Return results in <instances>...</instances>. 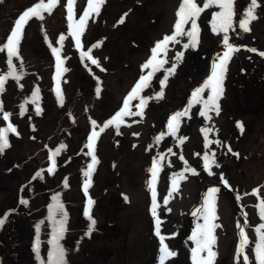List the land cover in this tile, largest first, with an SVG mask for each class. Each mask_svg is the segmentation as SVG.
Segmentation results:
<instances>
[{"label":"rangeland","instance_id":"374dc122","mask_svg":"<svg viewBox=\"0 0 264 264\" xmlns=\"http://www.w3.org/2000/svg\"><path fill=\"white\" fill-rule=\"evenodd\" d=\"M245 1L249 2V0H234L237 13L234 22H238L247 9ZM38 2L39 0H0V45L6 42V37L17 17ZM198 2L203 6L206 0H198ZM180 3L181 0H173V2L171 0H106L100 15L95 17L94 21H89L82 37L84 48L80 50L76 48L75 41L68 36L66 0H60L51 15L43 13L45 17L43 20L32 18L28 22L20 45L21 60L17 61L14 58V63L18 67L21 61L23 63V77L19 81L22 87L16 81L9 79L11 85L5 91V96L0 95V97H5L7 100L6 106L8 113L11 114L10 123L16 127L17 133L22 132H19V135L11 132L8 134L9 140L16 139L22 150V154H19L20 159H31L36 152L33 146L27 143L26 138L22 140L20 136L35 134L37 137L42 176L36 206L41 217L38 238L41 254L44 251L42 264H47L48 252L51 248L49 241L53 233V224L48 217L49 206L54 201L48 197L56 194H59L68 213L67 230L59 242L66 249L67 264H159L161 245L156 235V218L152 214V190L149 185L153 183V179L149 169L153 158L165 157L164 152H167L168 157L161 160V170L155 181L158 205L156 213L161 221V235L165 237V244L177 253L167 259L165 264H193L191 249L195 244L189 237L197 224H204V220L202 215L193 216L192 212L202 206L210 187L220 188L217 201L219 218L213 221L220 225L213 233L216 240L213 245V251L216 252L213 264H236V249L239 243L237 224L243 225L244 213L247 214L248 221L245 232L251 241L245 251L252 264H255L253 248L257 236L254 229L264 223L255 207L258 196L264 199V110H256L251 102L252 97L246 99L245 91L239 93L240 86L233 88L232 85L228 87L225 85L223 99H226L228 109L233 104L231 117L234 120L245 121L246 130L238 134L235 125L229 123L230 116L226 111L218 116L222 121L217 119L215 122L217 124L224 122V125L217 128L220 135L216 133V136L210 139H218L224 146L217 147L215 144L211 146L220 165L219 168L213 167L212 171L215 175H209L203 169L204 138L201 133L195 134V126L186 131L190 139L181 147L182 150L172 149L173 145H169L175 155L168 152L169 148H163L165 144L152 142L147 145L143 132H129L133 130V126L139 124V121L131 116L124 117L125 120H129V124L120 125V135L116 134L114 125L100 133L95 145V155L99 163L95 167L92 186L88 190L89 196L95 202L92 215L97 223L95 231L90 236L86 235L89 221L83 213L88 197L83 192L85 180L83 170H86L87 164L91 161V157L86 154L88 149L85 148L88 136L93 130L99 132V128L121 109L125 97L141 75H147L149 70L142 71L141 66L150 58L155 44L165 35L174 32L176 12ZM85 5L86 0H76L77 18L83 12ZM217 11L219 9L213 6L200 14L197 19L200 30L198 40L202 39L204 26H208L211 15ZM256 11L259 19L252 22L250 27L254 29L253 38L259 42L258 48L263 51L264 34L257 32L256 27L259 22L264 21V6ZM122 16L124 23L121 24L118 22ZM170 16L172 19L164 22L165 17L170 18ZM234 25L238 27L235 23ZM190 27V23L185 25L187 29ZM61 34L66 37L61 56L64 58L63 66L68 71L58 77L55 83L60 84L64 98L63 106L58 103L56 93L48 94L50 84L53 83L51 77L53 70L47 59L49 57L51 60L55 59L48 45L60 47L56 41ZM205 37L210 38L208 33ZM206 38L203 37L202 40ZM179 41L180 43H176L179 50L175 51L173 56L182 52V57L185 58L187 51L183 45L188 43L189 37L182 36ZM97 43L100 47L93 48L92 55L97 59L99 66L91 64L87 59L82 61L80 51ZM205 46L206 44L202 47ZM245 54H241L240 57H244ZM6 55L7 50L0 51V72L7 71ZM187 64V59H184L180 63L182 68L175 75L168 76V92H173L179 85L185 87L188 74L194 76V71ZM239 65L245 67L246 63L236 64L234 71L238 70ZM192 67L195 69V65ZM256 70L258 74L263 75L264 63L259 62ZM182 81H185V84H182ZM258 81L261 85L257 88L262 87L264 92L263 76L259 77ZM37 87L39 99L34 104L29 99ZM98 87L99 95L96 91ZM246 87L250 86L246 85ZM146 89L140 93L142 97H145ZM26 100L29 102L25 103ZM22 103L25 104L26 111L20 115ZM130 104L134 108V105L139 104V98L132 100ZM37 106L41 109L39 115L36 114ZM92 121L96 122L95 128ZM61 144L66 147L54 157L56 173L49 175L47 171L51 162L49 155ZM227 146L239 153L240 157L228 153ZM8 152L15 154L17 146ZM197 153L200 155L197 156ZM181 155L184 160L179 158ZM185 161L188 167L197 171V175L185 171ZM179 172H184L187 177L183 181H178L181 195H176L177 191H174L169 196L168 204L165 205L164 197L169 195L172 187L171 178ZM221 173L234 191L224 187L220 180ZM18 180L19 176L14 175L10 183L16 186ZM65 180L68 187L64 186ZM257 188L258 196L252 194L253 189ZM237 192L242 197L239 202L235 199ZM179 199L189 200V203L185 202L178 207L176 205ZM139 202L142 209L140 214H143L144 222L140 220L135 210L136 203ZM125 212H128L127 217ZM35 213V210L30 211V217ZM59 218L57 214L56 219ZM143 223L144 241L137 239L131 250L129 246L131 235ZM2 241L0 231V264H2L4 246ZM32 241L36 243L37 237ZM200 255L207 257V252ZM240 259L242 264L243 258Z\"/></svg>","mask_w":264,"mask_h":264},{"label":"snow or ice","instance_id":"6c2138e0","mask_svg":"<svg viewBox=\"0 0 264 264\" xmlns=\"http://www.w3.org/2000/svg\"><path fill=\"white\" fill-rule=\"evenodd\" d=\"M106 0H86V5L83 9V12L78 15L77 18V9L75 7L76 0H66V19L68 21V36H70L75 41V46L78 50L84 48V44L82 43V37L84 36L86 29L88 27L89 21H94L95 17L100 15V11L102 6L105 4ZM60 0H39L38 3L34 4L32 7L24 10L14 21V26L11 29L9 35L6 37V42L0 45V51L7 50L6 55V65L7 71L0 72V95L5 91L6 82L9 79L16 81L19 85V81L23 77V63L19 64V67L15 60H21L20 57V45L24 36V30L28 24V22L32 18H37L39 20H43L45 17L43 13H47L51 15L53 10L58 6ZM217 7L219 11L214 12L212 14V22L211 29L215 34H223L222 35V43L224 45L225 50L218 54L216 57V62L212 65V71L209 77L203 82V84L197 87L191 93V99L189 101L188 106L183 111H178L173 114L168 121V134L176 137L179 140L180 144L185 142V137H177V133L180 128V119L188 115L189 110L194 105H200L199 115L204 118L206 122H208L209 126L201 129L204 138V149L205 154L202 156L203 160V169L209 175H215L212 171L213 167L219 168L220 165L216 161V153L212 149V145L215 144L217 147L224 146L223 142L216 139H210L209 134L215 133L217 131L215 124L212 123L213 116L210 113H214L216 116L220 115L221 106L219 101L221 100L224 92V80L226 78V73L228 71V64L232 58L233 53L244 50L258 54L262 58H264V51H259L255 48H246L244 46H237L230 42L231 31H235V26L238 25V28L244 32L248 33L251 31V23L259 19V15L257 13V9L261 6H264V0H249V6L241 15V18L238 22H234V17L237 15L234 8V0H206L203 6H200L198 0H181L179 8L176 12L177 20L174 25V32L171 35H165L162 40L158 41L155 44V47L151 50V56L146 60V62L141 66L142 71L145 69H150L147 75H141L137 83L128 93L123 101V106L121 109L115 113V115L105 122L100 128L99 132L93 130L91 134L88 136V142L85 144V148L88 149L86 153L91 157V161L87 164L86 170H83V176L85 180L83 182V192L87 199L86 206L84 208V216L88 219L89 224L87 228L86 235H91L93 231H95L96 220L92 215V208L94 205V200L89 196V188L92 186V175L95 171L96 165L99 163L96 155H95V145L96 141L100 136V133H103L105 129L110 126H115L116 134L120 135V125L125 124L124 117L129 116H143V107L147 105V98H144L140 95V93L149 86L151 78L155 75V73L164 68V65L169 61L167 59L162 58V54H166L168 51L169 44L180 43L177 37L187 36L189 37L188 43H185L183 47L187 49L189 46L195 48L198 44L199 37V26L197 24V19L200 14L207 8ZM127 15V14H125ZM118 23H124V17L122 16ZM190 23V29L185 28V25ZM66 37L64 34H61L56 41L60 47H53L51 44L48 46L51 48L52 55L56 59V74L53 77L56 80L63 73L67 72L68 69L65 68L64 58L61 56V51L64 47V41ZM45 40L47 42V36L45 35ZM100 47V44H94L90 47H87L86 50L80 51L81 60L84 61L87 59L93 65L99 66L97 59L92 55L93 48ZM182 53H178L175 57L176 61H179L182 58ZM176 64H172L171 67L164 69L167 75L164 76L163 79L160 80L161 92L157 95V99L161 98L163 95V88L166 85V81L169 75L175 73ZM104 69H101L103 71ZM67 82V81H64ZM22 87V85H19ZM97 95H99L100 89L99 87L96 89ZM207 91V95L205 96V92ZM55 93L57 97L58 103L63 106L64 98L62 94V90L60 88V84L57 83L55 87ZM31 102L36 103L39 99V88H35L31 93ZM139 98V104L135 105L138 111L133 112L131 110L132 105L130 102L132 100H136ZM29 101H25L28 103ZM25 109V104L22 103L20 105V115H23ZM0 113L3 114V119L5 121H9L11 116L10 113L3 111V102L0 101ZM41 113V109L39 106L36 107V114L39 115ZM92 124L95 128L96 122L92 121ZM237 128L243 132V125L241 122L236 123ZM15 133L19 135L16 131V127L12 123H8L6 128H0V155H2L5 149L10 147L9 139L7 133ZM138 135V134H135ZM164 133L155 137V142L158 144L160 140L163 138ZM66 146L61 144L55 151H52L49 155V160L52 161V167L47 171L51 174L56 167V162L54 157L59 155L61 149H64ZM228 153H231L235 157L239 158L240 154L236 153L232 150L230 146H227ZM169 153H172V149H168ZM175 155V153H172ZM197 156L200 154L197 153ZM164 157L160 156L159 159L153 158L152 165L149 171L152 174L153 183H150L149 187L152 190V214L156 218V235L160 240V249L158 262L159 264H165L167 259L174 257L177 253L175 251L170 250L165 244V237L161 235V221L157 217L156 208H157V191L155 187V181L157 179L158 172L161 170L160 164L161 160ZM181 160H184V157L180 156ZM185 171L190 172L192 175H197V171L194 168H190L187 166V161H185ZM42 176L41 171H37L35 173V178H40ZM172 179V187L169 190V195L164 197V204L167 205L169 202V196L172 195L174 191H179L180 184L178 181H183L187 179L184 175V172H179L173 175ZM220 180L223 183L224 187L229 191H234L233 187L230 183L225 179L224 174H220ZM65 187H68L67 180H65ZM220 192V188L218 187H210L205 194L204 201L201 207L195 209L192 212L193 216L202 215L204 224H197L196 228L193 230L192 235L189 237L195 244V247L191 249L193 264H213V260L216 256V252L213 251V245L215 244V236L213 235L214 229L220 227L219 224L214 223L216 219H218L217 215V201H218V193ZM259 189H253L252 194L258 196ZM247 195V193H245ZM54 203L49 206V220L53 224V233L52 239L49 241L51 248L48 252L47 264H67L65 256L66 249L59 243L60 240L63 239L64 234L67 230L66 224L68 219V213L65 211L64 204L60 200L59 194L53 196ZM125 199L127 197L125 196ZM235 199L239 202L242 197L237 192ZM21 204L27 205L28 201L26 199L20 200ZM257 208V214L259 218L264 221V199H260L258 196V203L255 206ZM13 210H10V212ZM57 214H59L60 218L56 219ZM9 213H5L2 217H0V227H2ZM239 229V243L236 249V264H241V257L243 258L242 264H252L249 256L245 249L251 243V241L247 238L245 228L248 227L247 214L244 213V223L243 225L237 224ZM257 239L255 241V245L253 248V254L255 256V264H264V223L259 224L255 229ZM39 232V225H37V233ZM34 249L39 257V241L37 237V243L34 246ZM207 252V257L201 256V253Z\"/></svg>","mask_w":264,"mask_h":264},{"label":"flooded vegetation","instance_id":"af4514ba","mask_svg":"<svg viewBox=\"0 0 264 264\" xmlns=\"http://www.w3.org/2000/svg\"><path fill=\"white\" fill-rule=\"evenodd\" d=\"M245 4L249 6V2L245 1ZM243 14V13H242ZM212 15L209 19L208 26H204L205 32L203 33V37L208 33V37L206 40H198V44L195 48L188 47L185 51L186 57L181 58L179 61H176L173 56L175 51L179 50V46L175 44L168 45V51L166 54H162L163 59H167L169 62L164 65V68L157 71L155 75L151 78L150 84L146 89V95L144 98H147V105L143 107V116H131L134 120L139 121L136 126H133V130H129V132H143L146 137V143L151 144L155 142V137L164 133L163 138L160 140V144H165L166 146L163 148H169V145L172 144V149L182 150V146L189 141L190 136L186 133V131L194 127L195 134H199L201 129L204 127H208L209 124L204 120L203 117L199 115L200 105H194L190 110L187 116L182 117L180 119V128L177 133V137H185V142L183 144L179 143V140L176 137H173L168 134V121L170 117L178 111H183L189 104L191 99V93L199 86L203 84V82L209 77L212 71V65L216 62V57L218 54H221L225 48L222 43V35L223 34H215L211 29ZM254 22V21H253ZM235 26V25H234ZM256 31H260L264 34V21L262 20L256 27ZM200 32V30H199ZM254 29L251 28V31L248 33L242 32L237 26H235V31H231L230 42L237 46H244L246 48H255L260 51L258 48V40L253 38ZM249 36V37H248ZM182 37H177L178 40ZM248 38V39H246ZM206 44L205 47H202ZM264 51V50H263ZM182 53V52H180ZM244 57H240L241 54H244ZM239 55V56H238ZM174 58V59H173ZM50 61L51 69L53 70L52 81L50 84L48 94L51 95L55 93L56 83L53 77L55 76L56 70V60L51 57L47 58ZM187 59L188 66L194 71V76L191 77L188 74V82L185 84V81H182V84H185V87L179 85L173 92H168L167 89V81L166 85L163 88V95L161 98L157 99V95L161 92L160 81L164 78V75L167 74L164 69L171 67L172 64H176L175 75L178 70L182 67L180 63ZM171 60V61H170ZM259 62L264 63V58L259 56L258 54L248 52L242 50L233 53L232 58L228 64V71L226 73V78L224 80L223 87L225 89V85H232L233 88H238L239 93H243L245 91V97L251 98L252 105L255 106V109L264 110V92H262L263 88L257 86L261 85L258 81V78L263 76L260 75L256 70L257 64ZM239 65L238 70L234 71L236 64H245ZM195 65V69L192 67ZM203 65V66H201ZM150 71V69H148ZM171 75V76H172ZM234 75V77H233ZM240 82V83H239ZM11 85L10 81L6 82L5 91ZM249 85L250 87H246ZM230 88V90L232 89ZM257 89V90H255ZM5 91L2 95L5 96ZM207 95V91L204 94ZM1 98V97H0ZM32 97L29 99L31 102ZM238 99V96L236 97ZM245 99V100H246ZM226 99L219 101L221 106V112H227L230 116L229 123L235 125V129L238 134L245 132L246 123L241 119H233L230 112L233 111V104H231L228 109L226 106ZM0 101L3 102V111L8 113V108L6 106L7 100L5 97L1 98ZM196 106V107H195ZM133 112L138 111L135 107L131 109ZM213 116L212 123L215 124L216 129L222 124H217V119L220 117L216 116L213 113H210ZM139 118V119H137ZM125 120V119H124ZM222 121V120H221ZM126 123L129 124V120H125ZM241 122L243 125V132L239 128H237L236 123ZM10 121H5L3 119V114L0 113V128H6ZM248 126V125H247ZM219 129V128H218ZM21 132V131H19ZM18 132V133H19ZM22 133V132H21ZM216 133L220 135L219 131L215 133L209 134V138L216 136ZM9 133H7L8 135ZM21 135V134H20ZM20 138L23 140L26 138L27 143L31 144L36 152L33 154L31 159H20L19 154H22V150L19 148V145L16 142V139L9 140L10 147L5 149L4 153L0 155V206L1 212L0 217H2L5 213H9L7 216V220L5 224L0 227L1 238L3 239V247H2V264H42L41 258L44 256L41 254L39 249V257L34 249L36 243L31 240H35L36 237L40 235V227H41V217L39 215V210L36 206L37 203V195L39 194L40 187V178H35V173L37 171H41L40 160H39V148L37 137L34 134L33 136H24L21 135ZM9 139V137H8ZM214 139V138H213ZM14 146H17V152L15 154L8 152L13 149ZM147 147V146H146ZM167 153V152H166ZM164 152L163 155L168 157V155ZM164 157V160L166 159ZM180 158V157H179ZM55 160V159H54ZM56 162V160H55ZM52 167V161L50 162V167ZM82 172V171H81ZM79 172V173H81ZM49 173V172H48ZM55 170L49 174L54 175ZM14 175L19 176V180L16 186L12 185L10 181ZM9 176V178H8ZM25 180V181H24ZM51 201L53 200V196L49 195L48 197ZM26 199L28 201L27 205L21 204L20 200ZM10 210H13L10 212ZM36 211L35 215H29L30 211ZM27 220V221H25ZM37 225H39V232L37 233ZM39 241V238H38ZM40 246V243H39ZM44 264V263H43Z\"/></svg>","mask_w":264,"mask_h":264},{"label":"bare ground","instance_id":"6f19581e","mask_svg":"<svg viewBox=\"0 0 264 264\" xmlns=\"http://www.w3.org/2000/svg\"><path fill=\"white\" fill-rule=\"evenodd\" d=\"M171 2H173V0H171ZM167 19H172V16H170V18H167V17H165V19H164V22L167 20ZM180 39V38H179ZM125 193V192H124ZM181 195V192L180 191H178L177 192V194L176 195ZM176 200V199H175ZM178 200V199H177ZM180 200V199H179ZM181 201V200H180ZM177 202V205L176 206H178V207H180L181 205H184V203L185 202H188L189 203V200H182L181 202ZM133 207V206H132ZM135 209V208H134ZM133 209V210H134ZM135 210H137V212H138V216L140 217V220L141 221H143L144 222V219H143V214H140V212H142L141 210V207H140V202L139 203H136V209ZM144 211V210H143ZM127 215H128V212H125V217H127ZM124 217V216H123ZM142 225V224H141ZM137 230L136 231H134L133 232V234L131 235V243H130V249L132 250L133 249V247L135 246V244L137 243V239L138 240H143L144 241V239H143V236H142V232H144L143 230H144V223H143V225L141 226V227H138V228H136ZM143 241H141L143 244H144V242Z\"/></svg>","mask_w":264,"mask_h":264},{"label":"trees","instance_id":"16d2710c","mask_svg":"<svg viewBox=\"0 0 264 264\" xmlns=\"http://www.w3.org/2000/svg\"><path fill=\"white\" fill-rule=\"evenodd\" d=\"M94 90H95V88H94Z\"/></svg>","mask_w":264,"mask_h":264}]
</instances>
